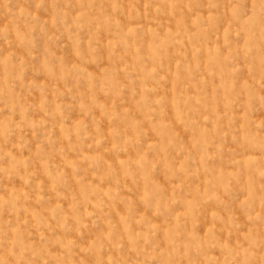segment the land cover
<instances>
[{
    "label": "rangeland",
    "instance_id": "1",
    "mask_svg": "<svg viewBox=\"0 0 264 264\" xmlns=\"http://www.w3.org/2000/svg\"><path fill=\"white\" fill-rule=\"evenodd\" d=\"M0 264H264V0H0Z\"/></svg>",
    "mask_w": 264,
    "mask_h": 264
}]
</instances>
